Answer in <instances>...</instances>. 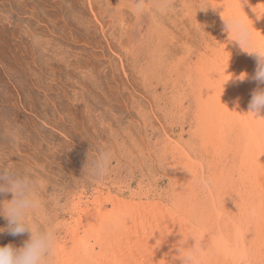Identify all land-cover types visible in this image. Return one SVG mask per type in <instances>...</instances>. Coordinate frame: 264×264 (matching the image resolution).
Segmentation results:
<instances>
[{
	"label": "rangeland",
	"instance_id": "rangeland-1",
	"mask_svg": "<svg viewBox=\"0 0 264 264\" xmlns=\"http://www.w3.org/2000/svg\"><path fill=\"white\" fill-rule=\"evenodd\" d=\"M145 3L137 12L134 0H0V165L41 182L58 241H68L77 197H168V140L195 149L194 72L217 47L215 11L207 0H173L164 14ZM102 150L111 173L96 183L83 168ZM28 238L0 233V246Z\"/></svg>",
	"mask_w": 264,
	"mask_h": 264
},
{
	"label": "bare ground",
	"instance_id": "bare-ground-1",
	"mask_svg": "<svg viewBox=\"0 0 264 264\" xmlns=\"http://www.w3.org/2000/svg\"><path fill=\"white\" fill-rule=\"evenodd\" d=\"M207 1L217 47L203 51L194 67L195 149L168 140L173 193L126 197L102 190L91 201L80 195L63 224L69 238L58 241L56 264H164L161 259L178 255L179 241L185 247L196 241L202 264H239L241 256L264 264V113L247 114L256 56L233 41L223 20L244 16L256 42L264 43V0ZM242 73L248 79L239 80Z\"/></svg>",
	"mask_w": 264,
	"mask_h": 264
},
{
	"label": "clouds",
	"instance_id": "clouds-1",
	"mask_svg": "<svg viewBox=\"0 0 264 264\" xmlns=\"http://www.w3.org/2000/svg\"><path fill=\"white\" fill-rule=\"evenodd\" d=\"M134 4L137 12L145 10V0H134ZM172 4L173 0H153L152 7L164 14ZM223 20L228 33L234 37L233 41L237 42L242 50L253 49L249 54L256 56V69L252 79L257 82V87L251 93L247 114L259 119L261 113H264V87L261 86L264 85V43L256 42L253 27L244 16L234 14ZM238 79L243 81L248 79V76L242 73ZM111 166V152L102 150L91 160L87 156L83 173L94 182L102 183L109 177ZM40 184L28 169L0 165V194H11L12 197L0 200V217L7 221L6 227H0V233L7 232L13 236L29 234V238L20 247L11 243L0 246V264H52L58 238L55 229L46 226L47 213ZM186 244L187 242L179 241L175 247L178 255L172 256L171 259H161L164 264H202L201 248L197 246L196 241L193 246L185 247ZM177 256L180 259H175ZM239 264H248V261L241 256Z\"/></svg>",
	"mask_w": 264,
	"mask_h": 264
}]
</instances>
